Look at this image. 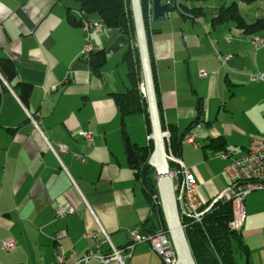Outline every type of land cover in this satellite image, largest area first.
<instances>
[{
	"label": "crops",
	"instance_id": "crops-1",
	"mask_svg": "<svg viewBox=\"0 0 264 264\" xmlns=\"http://www.w3.org/2000/svg\"><path fill=\"white\" fill-rule=\"evenodd\" d=\"M204 3H183L201 8L197 16L173 9L155 24L148 10L147 31L160 121L174 129L180 143L175 157L195 177L198 200L209 206L229 185L225 165L252 140H264V82L248 79L264 68V45H255L259 35L214 22L221 5L206 11ZM76 7L72 0H0V59L10 60L16 72L11 82L0 76V247L5 240L15 244L12 251L0 248V264H53L60 230L66 231L59 240L65 262L75 264L97 244L85 234L98 238V253L105 255L111 246L125 248L129 229L147 234L160 228L124 148L125 138L135 153L149 145L145 113L122 122L112 97L130 87L124 49L119 60L108 58L95 72L81 58L87 35L65 22L67 9L79 15ZM93 22L102 31L90 32L91 46L105 50L109 32L98 18ZM218 56L229 59L224 64ZM200 71L207 76L199 78ZM140 79L139 86L141 72ZM18 82L32 87L24 103ZM80 132H90L92 143ZM56 206L74 212L56 219ZM244 208L234 259L264 264V192L249 194ZM150 249L137 244L125 264H163Z\"/></svg>",
	"mask_w": 264,
	"mask_h": 264
},
{
	"label": "trees",
	"instance_id": "trees-1",
	"mask_svg": "<svg viewBox=\"0 0 264 264\" xmlns=\"http://www.w3.org/2000/svg\"><path fill=\"white\" fill-rule=\"evenodd\" d=\"M77 5L79 15L67 9L66 21L71 27L82 28L86 23L93 22L96 17L101 21L103 28L107 31H114L116 33L123 32L126 36V47L123 50L121 56L127 69V77L129 79L130 87L123 94H114V102L120 112L121 120L124 122V118L129 115H135L145 113L147 123H150L147 113V105L145 98L142 96L139 89L140 82V62L135 43V33L133 32V20L130 8L129 0H72ZM210 0H181L179 8L173 7L174 10H180L182 15H199L201 14V8H194L188 10L184 6V2H199L204 3ZM143 12V18L145 23V31L148 35V3L149 0H140ZM219 8L216 17L213 19L216 23H231L235 28L241 30L244 35H259L264 37V9L260 10V16L252 21L248 22L240 13V7L242 5H252L255 3H264V0H226ZM263 12V13H262ZM262 13V14H261ZM147 42V44H148ZM150 53V49H149ZM104 50L93 52L87 58V62L90 63L92 68L98 70L105 62ZM16 72L13 63L8 59H0V76L6 81L11 82L16 78ZM18 97L19 101L26 102L29 98L32 87L31 84L18 82ZM121 122V123H122ZM123 124V123H122ZM163 131H168L169 139L165 141L164 147H166L167 153H171L173 156H177L180 149L179 140H177L174 129L166 128L161 122ZM216 148H220L222 141L220 139L213 140ZM152 141L149 140V145L140 147L136 151L137 163L135 164L138 173H141L143 183L145 186L147 199L151 205V212H154L156 217L160 221V228L166 231L163 215L160 206L154 204L152 201L153 195L156 193L154 186L155 181L151 178V171L145 169L149 156L152 152ZM168 149H170L168 151ZM176 165L169 161V168L173 169ZM151 172V173H150ZM232 204L229 201H218L210 208V210L203 216L200 224L193 223L189 219L181 220V224L184 229L185 237L187 239L189 249L193 256V262L195 264H238L234 259L233 242L238 241V231L232 230L229 227L232 220Z\"/></svg>",
	"mask_w": 264,
	"mask_h": 264
},
{
	"label": "built area",
	"instance_id": "built-area-1",
	"mask_svg": "<svg viewBox=\"0 0 264 264\" xmlns=\"http://www.w3.org/2000/svg\"><path fill=\"white\" fill-rule=\"evenodd\" d=\"M170 2L173 7H179L180 0H166ZM151 0H149L148 10H150ZM82 30L87 35L84 40L83 50L81 52V58L86 59L91 53L94 52L93 46L89 39L90 32L96 33L102 31V26L89 22L82 26ZM254 43L257 46L264 45V39L256 37ZM219 60L225 64L229 57H220ZM207 74L203 71L199 72V78L206 77ZM251 82H264V68L258 75H251L248 78ZM143 92V90H142ZM33 124H36L34 117L29 116ZM82 137L88 144L92 143L93 137L90 132H80ZM67 149L65 146L60 145L59 150L63 151ZM167 159L178 166V169H170V176L173 181V187L175 192L176 203L180 219H189L193 223L200 224L203 216L212 208L218 201H229L232 204V220L229 227L232 230L239 231L246 217L245 212V199L251 193L264 192V140L254 139L249 142L248 147L243 155L232 158L222 169L224 174L228 178L229 185L227 188L217 196L214 202L209 206H204L198 200V184L191 171L186 168L179 159H176L172 154L167 156ZM190 171V172H189ZM155 193L151 198L154 204L159 203ZM73 208L56 206L54 216L56 219L63 218L68 214L73 213ZM167 230L159 228L158 230L141 234L137 228L128 230L127 238L128 243L123 249H117L111 246L108 254L102 255L98 253L100 249L98 238L95 235L85 234V238L92 237L96 241V246L85 252V254L78 259L75 264H87L91 260H98L103 264H125L126 260L131 257L132 250L137 244L148 243L150 250L155 253L161 263L163 264H177V256L175 250H173V244L170 237H168ZM66 236L65 230H60L54 236L56 256L53 264H66L64 250L60 245L62 238ZM15 244L12 240H5L1 242V249L5 251L14 250Z\"/></svg>",
	"mask_w": 264,
	"mask_h": 264
},
{
	"label": "water",
	"instance_id": "water-1",
	"mask_svg": "<svg viewBox=\"0 0 264 264\" xmlns=\"http://www.w3.org/2000/svg\"><path fill=\"white\" fill-rule=\"evenodd\" d=\"M130 8L133 20V26L135 33V45L137 47L140 70L142 75V85L144 88L145 101L147 105V113L150 123L151 136L150 140L152 141V153L149 157L147 163L148 167H152L156 173V190L158 193V199L160 203V208L163 215L164 224L168 232V237H170L173 244V250L176 252L177 264H195L193 262V256L186 237L184 236V229L178 213L177 203L173 187V181L170 176V170L168 165V159L166 155L165 140L167 135L163 133L161 127V118L159 114V108L155 84L153 83V71L151 70V59L149 57V44H147V33L145 31V23L143 18L142 7L140 6V0H129ZM171 1V0H170ZM150 5V22L160 23L167 20V16L172 12L173 6L170 2H163V0H151ZM118 34V35H117ZM106 48L105 59H108L115 55L117 52L121 51L126 47V36L123 32H114L110 31L109 35L105 40ZM124 148L127 156L128 164L137 163V155L128 138L124 139Z\"/></svg>",
	"mask_w": 264,
	"mask_h": 264
},
{
	"label": "rangeland",
	"instance_id": "rangeland-1",
	"mask_svg": "<svg viewBox=\"0 0 264 264\" xmlns=\"http://www.w3.org/2000/svg\"><path fill=\"white\" fill-rule=\"evenodd\" d=\"M181 1V0H180ZM212 4H216V5H221V2H220V0H210V1H207V2H205L204 4H203V6H204V8L206 9V11H209L208 10V7L209 6H212ZM177 8V7H176ZM179 8V7H178ZM259 9H264V3H255V4H252V5H242L241 7H240V14L241 15H243L244 16V18L248 21V22H252V21H254V20H256L259 16H260V10ZM207 13H209V12H207ZM263 13V12H262ZM257 37H259V38H262V40L264 39V37L262 36H257ZM135 43H136V41H135ZM134 43V44H135ZM121 53H122V51H119V52H117L115 55H113L112 57H110L112 60H119V57L121 56ZM111 62H114V61H111ZM139 89H140V92H141V94H142V96L144 95V88H143V85H140L139 86ZM142 90H143V92H142ZM144 98H145V96H143ZM166 131H163V133L164 134H166L167 135V137H168V134H167V132L165 133ZM167 137H166V140L165 141H167ZM152 150H153V148H152ZM152 153V152H151ZM171 153H167V151H166V155L168 156V155H170ZM151 155V154H150ZM150 157V156H149ZM148 160V159H147ZM149 161V160H148ZM148 163V162H147ZM168 165H169V160H168ZM176 165V164H175ZM150 168L152 169V173H151V178L155 181V184H156V180H157V178H156V173H154V169L152 168V167H148L147 165H146V168L145 169H147V170H149L150 171ZM176 169H178V166L176 165V167L175 168H173L172 170H176ZM169 170H170V168H169ZM155 184H154V186H155ZM155 188H156V186H155ZM156 194H157V196H158V193H157V190H156ZM158 199V198H157ZM159 201V200H158ZM159 206H160V203H157ZM156 204V205H157ZM181 223V222H180Z\"/></svg>",
	"mask_w": 264,
	"mask_h": 264
}]
</instances>
